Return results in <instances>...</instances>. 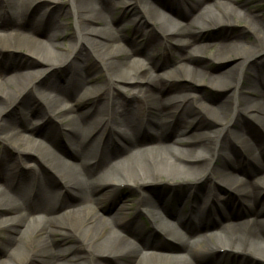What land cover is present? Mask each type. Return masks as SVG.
<instances>
[{"label":"bare ground","instance_id":"obj_1","mask_svg":"<svg viewBox=\"0 0 264 264\" xmlns=\"http://www.w3.org/2000/svg\"><path fill=\"white\" fill-rule=\"evenodd\" d=\"M186 2L192 6L187 11L190 19L184 22L171 14ZM159 5L171 14L149 0H0V53L3 47L28 48L49 68L69 64L64 88L35 82L46 68L0 77V143L33 153L63 190L47 188L46 174L37 176L21 171L23 167L3 171L6 162L0 157V212L10 214L0 217V230L5 231L0 264L28 260L34 264H195L203 256L211 257L210 264L264 261V60H247L264 52L263 22L242 11V0H168ZM118 7H125V15H131L135 24L134 39L125 40L126 44L121 42V30L108 23ZM33 9L37 12L30 17ZM74 9L85 10L97 26L77 19L79 39L65 47L63 54L60 38ZM239 17L245 21V30L219 40L206 55L210 46L201 42L199 33L232 24L231 18ZM143 23L152 28L146 34L141 33ZM246 32L255 45L245 41ZM80 40L107 72V84L135 87L117 86L126 92L127 102L118 103L102 87L88 88L86 97L79 62L69 59L79 55ZM156 46L171 51V73L185 72L192 82L197 77L203 87L224 90L223 97L183 92L179 87L162 95L160 81L167 76L149 66L159 53ZM232 47L245 53L229 58L226 54ZM194 54L204 55L205 61L229 59L231 63L211 73L190 64ZM241 79L245 85L238 92ZM30 95L39 97L47 115L40 125L25 119L23 111L12 117L6 109L18 99L32 108L27 101ZM79 96L87 99L81 111L71 103ZM140 105L145 106L146 116ZM37 133L39 140L33 137ZM62 136L70 148L66 143L59 149L52 146ZM98 145L104 149L96 155L93 149ZM212 160L218 161L217 167L210 166ZM198 180L207 188L206 195L193 190ZM216 181L229 195L215 192ZM124 183L140 190L153 183L171 187L168 192H140L129 218L128 209L117 205L110 219H105L99 204L105 199L122 204L128 196L119 191ZM187 188L193 192L186 195H192L191 205L180 207ZM62 195L72 200L54 201ZM219 200L222 206L216 204ZM243 205L251 214L238 220L235 216ZM56 231L70 235L83 248L76 251L72 243L53 249L49 238ZM162 238L172 240L175 250H161Z\"/></svg>","mask_w":264,"mask_h":264},{"label":"rangeland","instance_id":"obj_2","mask_svg":"<svg viewBox=\"0 0 264 264\" xmlns=\"http://www.w3.org/2000/svg\"><path fill=\"white\" fill-rule=\"evenodd\" d=\"M149 1L152 2L154 4V6L157 7L159 10H161L163 13H165V14L169 13L165 7H161L159 5V1L165 2L168 0H149ZM215 1H217V0H215ZM242 2H243L242 11H244L246 13L253 14L256 17H258V19H260L263 22L261 28H262V31H264V0H242ZM183 4H181L182 6L180 5V7H181L180 11H178L174 14L173 13L172 14L169 13V14H171L176 19L185 22L186 20L190 19L189 18L190 16L187 13V11L192 5L190 2H186ZM35 5H36V3H35ZM34 6H32V8ZM137 6L139 7V5H137ZM239 7L240 6H238V8ZM64 8H67V4H65ZM34 9L32 10V14L30 17H32V15L36 14L37 10H34ZM125 10H126L125 7H118L116 9H114V11L111 13L110 20H108L109 21L108 23L112 27H115V28L121 30L120 36H121V38L124 39L121 41L123 43H125V40L129 41L131 39H134V36L132 34L134 32V27H135V24H133L131 22L132 16L131 15H125V12H126ZM86 14H87V12L85 10L83 12L79 13L76 9H74L73 12H71L67 16L68 24H67V28L65 29V36L62 35L60 38V40H61L60 50L63 54H65L64 53L65 47L76 43L77 39H79V33L76 30V26H75L77 19L80 22H83L84 24H86V26H89V27H96L97 26V23L89 20L86 17ZM220 14L218 13V16H220ZM221 15L223 16V14H221ZM230 21H232V24L215 25V26L209 27L208 29L199 33V38H201V42L210 46L208 48V50L205 52L206 55H208L211 51H213L215 49V47H217L220 44L219 40H224L229 35H232L234 33L243 32L245 30V21L243 18H241V17L231 18ZM59 22L63 23L62 17L59 18ZM140 27L142 30L141 33L144 32L143 34L148 33L152 29L150 27L149 23L148 24L143 23V24H141ZM139 40H141V39L139 38L138 41ZM245 41L250 45H255L254 37L248 32H246ZM77 48L80 51L79 55L71 56L69 59L71 61H74V62H79L77 64L79 65V67H81V71L79 70L80 75L85 77L84 81H82L80 84H81V86H83V89H87L86 97H88V88L95 90L96 88L102 87L104 90H106L111 95L113 94V96L119 100L118 103L119 102L120 103L127 102V101H124V99L127 97L126 92L117 87V86L121 87V86H125V85L120 84L121 85L120 86L119 84H117V85L116 84H113V85L107 84L109 82L107 72L101 67V65L99 64L97 59L91 55V52L88 50L87 46H85L83 41H81V40L79 41ZM27 49L28 48H21V49L4 48V47L2 48V51L0 53V77H9L10 74L15 73V72L25 74V73H31V72L42 70V69L46 68L44 70V72H42V74L35 79V82L42 83V86L43 85H49L51 83H57L62 88L66 87V85H67L66 77H67V72L69 71V69H67V66L69 64L66 66L58 64V66H55L54 68H52V67L49 68L46 64L39 62L37 60V58L34 55H32ZM156 49L158 50L159 53H157L156 57L153 58L149 62V66L152 68L154 73H161L163 76H167L164 81H160L159 92L162 95H164L166 92H169L172 88L179 87L181 89V91H183V92H187V90H191L195 94H199V93L207 94L211 98H214V99H221L223 97V95L225 94L224 90L219 89V88L212 89L210 87H203L198 83L197 77L195 78L196 82H192L185 72L179 73V71H173V73H171V71L168 70L169 67H171L169 65V63L171 62V51L165 49L164 47H158V46H156ZM174 50L176 51V48H174ZM238 52L245 53L244 51H242V49L232 47L227 51L226 55H227V57L230 58ZM41 56L45 58L46 55H41ZM203 58H204V55L194 54V56L192 57V59L190 61V64L195 65V66H200L203 69H205L211 73H217V72H220L221 70H223L227 65H229L231 63V60H229V59H226L223 61H216V60L215 61H211V60L205 61ZM247 60L248 61L264 60V52H261V51L257 52L254 55L250 56ZM161 74H159V75H161ZM88 76H92V79L88 80L87 79ZM31 77H32V75H29L28 78H31ZM242 78H244V75L242 76ZM244 85H245V81L243 79L239 80L238 92L243 90L242 87ZM125 87L129 90L135 89V87H133V85H127ZM2 90H3V88H2V85L0 84V91H2ZM92 93L93 92H91V94ZM27 98H28L27 101H29L30 103L32 102L31 103V105L33 106L32 108H30L31 106H29V107L22 106V104L19 102H23V101L18 99V100H16L15 103L13 102L12 106H10V107L8 106V108H6V109H9L10 115L12 117L17 116L18 113H22V111H23L24 115L26 116L25 119L26 118L27 119L28 118L29 119H35V120H37L36 125H40L42 123V121L46 120V118H47V115L45 114L43 108L41 107V103H40L41 101H39L40 100L39 97L35 96V95L34 96L30 95ZM86 100L87 99H85L83 96L82 97L79 96V98H77L75 101H73L71 103L74 106V108L77 109V111H81L87 106ZM140 106H141V112L143 113L144 116H146L147 113H146L145 106H143V105H140ZM2 113H3V111H2ZM188 117L190 118L189 115H188ZM15 118H17V117H15ZM210 124H211V127H215V125H213V123H210ZM33 137H34V139H37V140L40 139V136L38 135V133L36 135H33ZM62 138L64 140L62 139V140L53 141L52 144H54V145H52V146H54L55 148H58L59 145H63V143L64 144L66 143V146L68 148H70L71 143H69L67 140H65V138L63 136H62ZM101 146L102 145H98L95 148L92 147V148H94L93 152L96 151L95 152L96 155H98L99 152H101V150L104 149V148H101ZM0 157H1V159L3 158V160H5V162H6V165H4V167H3V171L4 170L6 171L8 169L9 170H11V169L18 170L19 168L22 169V167H23V169L21 171L26 170L28 172L30 170V172H33L37 176L39 173L44 174V175L46 174L47 179H45V181H44L45 186H47V188H50L51 190H53L55 192H59L61 190L60 185H59V181L55 180L53 177H51L49 174H47L45 172L43 165L37 160L36 156L33 153H29V152L28 153H22L21 151H17L13 146H3V143H0ZM12 164L14 166H12ZM210 166L217 167L218 161L214 162V160H212L210 162ZM236 177L240 178L241 175L237 174ZM216 183H218V182L216 181ZM183 186L184 185H181V186L179 185L178 188L184 189L185 187L183 188ZM170 187L171 186H168V184L165 185V184L153 183L150 186H148L147 188L142 189V190H144V191H142V190H140L141 188L136 189L135 187L130 186V184L127 185L126 183H124L123 185H121L119 187L120 188L119 191H120V193L127 194L128 196L123 198L122 204L119 203L120 200L116 201V202H112L111 200L105 199L99 204L98 210L100 213H102V215L104 216L105 219H110L112 214L115 212L117 205H121L122 208L128 209V214L126 212L125 213H126V216L129 218L133 214V211L137 208V199H138V195L140 192L144 193V192L150 191V190H152L153 192H158L160 190H162L163 192H168L170 190ZM30 188H31L30 183H28L27 189H30ZM193 188H195V189H193L194 191L199 190L198 191L199 194H202V195L207 194V191H206L207 188L205 187L204 183L201 180L195 181L193 184ZM61 191H63V190H61ZM188 192H191V191H190V189L187 188L184 191L185 195L182 196V199H181L182 202H180L181 203L180 207L183 206L185 208H188L189 205H191L192 195L186 197ZM215 192L220 196L229 195L227 188H225L220 183H218V189L215 190ZM192 193L193 192H191L190 194H192ZM57 197L58 198H54L55 199L54 201L58 202V203H59V201L61 202V200H63V201L72 200L71 197H69V196H63V197L57 196ZM260 198H261V196H260ZM221 203L222 202L220 200L216 202V204L219 206H222ZM248 209H249L248 207H245V205H243V208L241 207V210H239L238 216L237 217L235 216V218L238 220H243L245 218H248L251 214ZM9 215L10 214L7 212H0L1 218L5 217V216H9ZM170 219L172 220V218H170ZM4 235H5V231L0 230V243H1V239ZM72 243H74V246H76V251H79L80 248H83L82 247L83 245L81 243L77 242L75 239H73L70 235L69 236L63 235L59 231L52 233L50 235V238H49V244L53 249H60V248L62 249V248L66 247ZM160 243H161V247H160L161 250H163L165 252H170L171 250H175V243L168 238H162ZM169 247H171L173 249H171L170 251H166V250H168ZM217 256H219V254L214 256L213 261L216 260L215 257H217ZM230 256H232V258H233V255H230ZM210 258L211 257H205V256L200 257V259L195 264H210V260H211ZM223 259H225V257H222V260ZM217 262L219 263L220 261H217ZM152 263H153V261H152ZM24 264H34V262H31L30 260H28V261H25ZM243 264H250V263L247 260H243ZM256 264H264V261H261V262L256 263Z\"/></svg>","mask_w":264,"mask_h":264}]
</instances>
